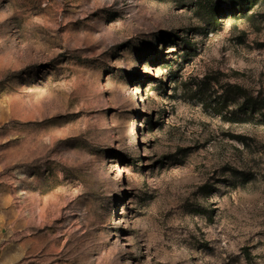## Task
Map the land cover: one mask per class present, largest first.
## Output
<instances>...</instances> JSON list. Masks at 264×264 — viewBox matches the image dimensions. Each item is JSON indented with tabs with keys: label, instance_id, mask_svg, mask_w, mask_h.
<instances>
[{
	"label": "rangeland",
	"instance_id": "1",
	"mask_svg": "<svg viewBox=\"0 0 264 264\" xmlns=\"http://www.w3.org/2000/svg\"><path fill=\"white\" fill-rule=\"evenodd\" d=\"M0 264H264V0H0Z\"/></svg>",
	"mask_w": 264,
	"mask_h": 264
},
{
	"label": "trees",
	"instance_id": "2",
	"mask_svg": "<svg viewBox=\"0 0 264 264\" xmlns=\"http://www.w3.org/2000/svg\"><path fill=\"white\" fill-rule=\"evenodd\" d=\"M258 0H246V3L248 4H250V6H252V5H254L256 2H257ZM243 105H245L244 107H247L246 105H248L247 103H245V104H243Z\"/></svg>",
	"mask_w": 264,
	"mask_h": 264
}]
</instances>
